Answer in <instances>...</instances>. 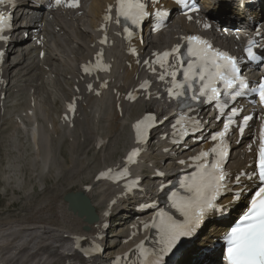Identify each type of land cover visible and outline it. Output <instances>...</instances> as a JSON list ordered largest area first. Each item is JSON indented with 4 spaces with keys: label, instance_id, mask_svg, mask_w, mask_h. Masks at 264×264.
<instances>
[{
    "label": "bare ground",
    "instance_id": "6f19581e",
    "mask_svg": "<svg viewBox=\"0 0 264 264\" xmlns=\"http://www.w3.org/2000/svg\"><path fill=\"white\" fill-rule=\"evenodd\" d=\"M41 1V4L46 2V0ZM85 1L89 2L85 16L74 17L72 14L60 15L59 13L54 12V16L49 19L48 16L50 13H44V8L42 6L35 9L32 8L34 4L31 0H18L19 5L22 6L28 14L24 15V21L22 24L18 21L16 22L17 38L9 46V50L7 51V60L2 67L1 73L7 82L4 88L6 93L10 94V92H16L19 86L27 89V104L32 113L30 115H22L25 117V119H23V125L26 120L31 122L34 127L32 132L33 136L35 134L38 135V133L45 127L48 131H51L54 134L64 135L68 138L72 134H77L79 137L92 138L94 140L96 138L97 145H100L102 142L101 147L104 144L103 136L108 137V143L104 149L107 150L104 152V156H102V161L95 162L94 165L92 164L93 166L90 172H94L97 168L102 167V164L108 162L112 158L110 150L111 143L113 141L115 142L114 145H116V143H118L117 141L121 139H123L124 142L126 141V146L131 143V140L128 137V132L118 134L120 129L118 126L131 123L134 118L138 117L144 110L145 101H139L133 104L122 102V117H119V114L115 110L114 106V100L118 101V98L114 97L112 90L117 89V91L121 92L129 86L135 85V77L143 74V68H140L137 64H133L132 67L129 68L125 65V60H130V57L125 56V58H123L124 48L122 47L119 49L118 47H112L110 57L112 58L111 65L113 71L108 76L111 90L105 92L104 95H101L99 98L94 97L91 93H84L82 90L83 98L79 102L74 126L72 128H61L58 125L54 115L59 117L60 109L62 108L63 103L73 95L72 86L78 77V62L86 58L92 52V33L101 12L107 4L111 3L112 0ZM212 1L213 0H201L205 16L209 17L211 20H220L218 17L219 15H226L225 13L234 14L237 12L235 7L232 8L230 4L225 3L224 0H220L218 4H214ZM262 13H264V11H262ZM242 17V14L238 16V18L241 19ZM232 23L233 22H231L228 26ZM57 27L58 30H56ZM180 29L187 32L193 30L191 24L185 23L182 18H173L169 29L167 30L169 32V38L172 42L177 41L176 35ZM69 31L72 32L71 37H68L70 33ZM24 33L28 34L27 38H24ZM208 33L215 41L226 45L229 44L218 38L212 30ZM41 36H44L47 40L43 46H37L33 37L39 38ZM230 37V43L232 45L235 44L232 40L233 36ZM166 38L167 35L161 33L158 38L151 40L147 45L140 46L139 50L141 55H149L151 50L156 48ZM73 44H75V46ZM42 49L45 51V56L40 58L39 54ZM63 78L69 82L62 84L61 81ZM155 90L156 92H160V84L155 85ZM151 102L153 105H158L160 109L164 106L158 100H151ZM31 103H34L33 107H31ZM40 104L44 105L43 116L46 117L45 122H41V115L37 114L40 111ZM131 107H134L135 110L133 109V111L131 109L128 114V109ZM11 113L12 116L20 117L21 115L20 113L15 114L12 111ZM163 115V113L160 114L159 118ZM126 119H129V121L124 123ZM0 120H2L3 124L6 120L4 115H0ZM2 124L0 125V130L2 129ZM165 125H167V121H164L161 124V126ZM13 127L14 129L19 128V124L16 122ZM23 129L29 133L30 129L25 127ZM101 131L104 133L103 136H100L99 134ZM5 138V136H0V149L1 147L6 146ZM91 141L92 140L90 139L89 142ZM58 147L59 154L63 159H65L63 147L61 145ZM6 150L7 149L3 148L2 152ZM149 153L150 152L147 151L142 155V165L136 167L135 171L142 172L143 167L146 170L149 169L147 162L150 157H152ZM83 157L84 153L80 155L75 154L74 156L69 157L70 160L66 164L62 163V178L66 181L64 185L75 187L80 186V189L89 197L93 207H97L98 197L92 193H96L99 196H106L114 193V187L108 186L103 190L101 188L96 189L95 183L85 181L88 171L85 169L86 164ZM86 157H88V155ZM3 158H6L5 152L3 153ZM161 158L165 163L169 159V156H167V154H162ZM70 163H74L72 168L69 166ZM1 164L4 166L0 161V165ZM169 165L170 162L165 163V167H168ZM26 173L28 174L27 181L20 190V195L17 194V189L13 186H8L6 189L7 191L4 189L2 191V193L6 196L16 195L13 196V198L16 197L21 200L23 199L25 203L23 204L22 211L24 212L26 210V213L29 216L22 218L25 222L24 224L17 226L14 225V221H10L11 224L4 225V230L6 232L0 234V264H14V261L19 259L22 255H26L25 264H59L60 262H65L67 259L74 258V256L68 255L70 252L67 247H64V251H59V248L55 247L52 243L54 241H68L69 238H63L61 234H58L55 231L58 229H61L60 233L67 230L77 231L82 226V218L67 209V202L62 200L63 197H57L55 195L54 198L48 197L46 201L42 200L40 203H34V201L32 202V198L35 193L30 191V188H34L35 186L32 185H36L37 180L42 178L43 175L37 167L32 165L27 168ZM33 173L38 174V177L35 178L36 176H32ZM172 177V175L168 176L169 179ZM46 179L47 178H44V181ZM145 183L148 187H150L151 180L145 179ZM85 184H90L91 188L84 189L83 186ZM55 186L59 185L57 184ZM147 189V192H149L150 188ZM42 193H44V191ZM59 201H63L61 207L58 206ZM44 202V206L36 207L37 204L41 205ZM131 203L132 202H129L128 205L124 204L122 206L127 209V211H125L127 215L126 219L131 217L130 214L127 213L128 207ZM29 206L30 210L28 209ZM115 208L118 209L119 207L116 206ZM4 221L8 220L1 218L0 225H2L1 223ZM62 224H64V226H62ZM98 224L99 222L97 221V225ZM119 225H123V223H119ZM46 228L52 229L48 230ZM220 229L221 228H218L216 232H219ZM121 230L118 228L116 232H120ZM40 231L42 236L33 237V233H39ZM18 232L19 234H17ZM115 235L116 234H113V236ZM33 243L35 244L34 246L32 245ZM35 246L36 249L32 251ZM107 247H110V250L112 249V246L110 245ZM11 248H15L17 253L14 257L9 258L7 254H9ZM42 255H47V257L45 261L40 263ZM185 255L189 256L187 250L182 251L180 257L186 258Z\"/></svg>",
    "mask_w": 264,
    "mask_h": 264
},
{
    "label": "snow or ice",
    "instance_id": "6c2138e0",
    "mask_svg": "<svg viewBox=\"0 0 264 264\" xmlns=\"http://www.w3.org/2000/svg\"><path fill=\"white\" fill-rule=\"evenodd\" d=\"M158 2V0H154ZM6 0H0V5H4ZM178 5L188 8L189 11H198L197 5L193 2L189 5V0H176ZM54 6H64L68 8H78L79 0H54ZM112 6L109 5L105 20L112 19ZM150 15L148 7L144 0H116V23H121V18L128 23L124 26L126 38L131 39L133 31L131 26L139 27L140 24ZM155 15L163 18L167 15L166 11L157 10ZM188 20L193 17L188 15ZM6 18L3 13H0V33H3L6 24ZM208 28L209 25H204ZM5 39L0 35V40ZM186 42L187 55L189 59L185 62L179 60L180 68L182 69L183 80H177L176 71H168L171 67L169 57L180 52V45L164 51L162 53H154L156 57L152 63L158 64L163 71L159 75V79L164 81L166 76L171 77V87L167 89L170 98L178 99L185 95L183 91L186 87L191 89L193 81L199 79L201 86L198 90L199 95H193L192 100H199L201 97H206V102L218 101L221 95L219 85H223L225 92H231V98L235 100L245 94V90L255 92L259 96V101L264 104V79H261L256 87H250L249 82L241 74V66L238 58L230 55L226 51H221L215 48L208 40L199 35H188L182 37ZM102 44L107 42V36L100 41ZM255 42L248 41V46L245 48L249 60L258 59L257 53L254 51ZM135 53V49H131ZM102 52L97 53L96 69L107 70V66L102 63ZM148 64V61H145ZM186 63V66H185ZM150 68L153 72L154 67ZM93 69L85 66L84 71L90 73ZM149 81H144L140 88L147 90ZM106 86V85H103ZM91 90L92 86H88ZM129 99H135V96L129 94ZM69 111H75V105L70 104ZM222 108L223 105H220ZM237 110H232V115L235 116ZM250 117L245 116L244 121L247 122ZM185 117L181 116L176 125H181V135H187V130L184 128ZM156 117L153 114L146 115L142 120H138L133 127L136 130V142L144 143L147 139L148 131L156 123ZM192 123L199 128L200 122L193 120ZM234 123L231 117L224 124L223 131L213 135V141L219 143L208 151H201L198 155L191 159L200 161L197 165V170L191 176H186L180 182V188L184 194L172 192L169 199L171 206L180 215L177 219L166 211L161 210L153 217L152 223H145L144 227H149L157 230L159 235V249L153 251L151 255L153 260L148 261V264H164V257L167 256L181 241L182 238L193 235L205 219L209 211H222L217 201L219 198L229 191L228 188V173L224 170V164L228 155V145L225 141V136L229 131V126ZM173 143L178 141L173 140ZM251 150V147L250 149ZM141 149L134 147L126 158V164H133L139 156ZM213 155L214 159L209 161V156ZM181 164L185 161H179ZM163 175L162 173H159ZM128 175V168L113 172L112 169L100 172L97 179L109 178L118 180L123 176ZM248 180L259 181L256 189L251 194L246 210L239 216L234 226L228 230L224 239L227 243L226 259L227 264H264V126L261 128L259 148L257 152L256 167L251 174L243 173ZM235 182H241V176L235 178ZM138 180L132 181L127 187L131 188L136 185ZM243 191L233 192L234 201H239ZM141 255L146 256L148 250L143 247V242L138 245Z\"/></svg>",
    "mask_w": 264,
    "mask_h": 264
},
{
    "label": "rangeland",
    "instance_id": "374dc122",
    "mask_svg": "<svg viewBox=\"0 0 264 264\" xmlns=\"http://www.w3.org/2000/svg\"><path fill=\"white\" fill-rule=\"evenodd\" d=\"M69 82L68 80H65L64 78L62 79L61 83L65 84ZM26 90L22 92V94L18 95L15 98V102L17 103V107L18 106H22L25 101H26ZM8 134V130H6V132L3 133L4 136H6ZM9 139L11 141L10 145L12 147V151H13V157L10 159V164L12 165V167H8L6 166L7 170L5 172V174H2V168H0V185L4 184V190L7 191V187L8 186H13L10 182L5 181L6 180H11L13 181L15 187L17 189V194L20 195V190L23 188L24 184L27 181V177L28 174L26 173V166L27 164H36L37 166L40 167L41 172L43 173V175L46 176L47 181L44 182V187L46 188V191L44 194H54L55 193L52 191L54 187H56V194L58 195H62V193L64 192V185H59V186H55V174H59L61 172V169H58L55 171L56 167L59 165V161L62 160V157L60 156L57 146L59 145V142L57 140H55V144L51 139H48L47 144L45 146H41L37 149L38 152V159L39 160H33L32 156H34V150L31 149L27 138H25L21 133L19 132H14V133H10L9 135ZM122 143V140L118 141V144L116 145V149L113 153V158L116 157V155L119 153L118 148L119 145ZM64 150V148H63ZM65 152V150H64ZM88 153L90 154L87 158V162L88 165L94 164L92 163L94 162H100L102 161V153L101 150L99 149H92L90 151H88ZM57 155V156H56ZM115 156V157H114ZM94 157V158H93ZM83 159H85V155L83 157ZM92 161V162H91ZM90 176L87 177V180L89 179ZM5 178V179H4ZM7 182V184H6ZM42 181H39L38 179V183L37 186L35 187V190L39 193L41 190V185ZM35 186V185H32ZM31 186V187H32ZM53 187V188H52ZM61 187V188H60ZM79 187V186H78ZM3 186H0V191H2ZM51 191H50V189ZM60 188V189H58ZM67 188V187H66ZM63 189V190H62ZM73 189V188H72ZM32 189L30 188V191ZM75 190V189H73ZM69 191V190H68ZM72 191V190H71ZM60 193V194H59ZM39 195L36 197H33V201L36 202L37 200H39L40 198H42V196L44 195ZM12 199V196H7L2 197V195H0V215H2L3 212H5L4 216H9V217H16L20 214H22V206L24 203V200H20L19 202H14L12 205H8L7 203L10 204V200ZM16 203V205H15ZM5 208H10L9 210L3 211V209ZM3 211V212H2ZM7 211H10L9 213H7ZM26 212V210H25ZM117 217L115 220V225H118V222H120L121 220V210L118 211L117 213ZM46 229H52V228H46ZM33 246L35 245L34 243L32 244Z\"/></svg>",
    "mask_w": 264,
    "mask_h": 264
}]
</instances>
